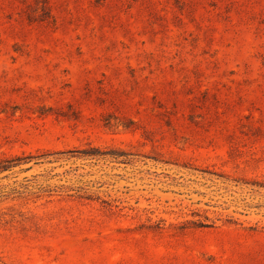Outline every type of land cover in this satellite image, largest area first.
Wrapping results in <instances>:
<instances>
[{
  "label": "rangeland",
  "instance_id": "rangeland-1",
  "mask_svg": "<svg viewBox=\"0 0 264 264\" xmlns=\"http://www.w3.org/2000/svg\"><path fill=\"white\" fill-rule=\"evenodd\" d=\"M0 264H264V0H0Z\"/></svg>",
  "mask_w": 264,
  "mask_h": 264
},
{
  "label": "trees",
  "instance_id": "trees-1",
  "mask_svg": "<svg viewBox=\"0 0 264 264\" xmlns=\"http://www.w3.org/2000/svg\"><path fill=\"white\" fill-rule=\"evenodd\" d=\"M1 170V169H0Z\"/></svg>",
  "mask_w": 264,
  "mask_h": 264
}]
</instances>
